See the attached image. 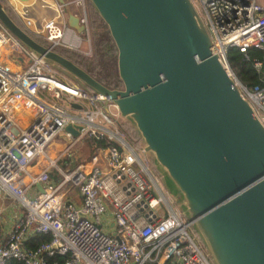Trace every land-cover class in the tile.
<instances>
[{"label":"built area","instance_id":"obj_1","mask_svg":"<svg viewBox=\"0 0 264 264\" xmlns=\"http://www.w3.org/2000/svg\"><path fill=\"white\" fill-rule=\"evenodd\" d=\"M40 2L54 12L40 22L29 16L27 2L11 0L10 7L46 46L78 49L80 35L87 32L84 8L80 5L77 16L84 26L79 33L68 25L65 13L67 6L79 2ZM191 2L212 50L224 62L229 47L244 54L249 49L260 52V59L252 61L260 83H240L238 88L264 125V0ZM18 58L22 67L16 65ZM49 92L58 101H66L67 95L66 104L48 99ZM119 117L108 97L59 73L0 21V264H214L191 223L140 156L146 153L143 146L120 131ZM67 125L77 135L67 132ZM85 136L104 139L106 145L93 152V162L63 171L57 159L70 155ZM7 212L12 221L4 227ZM36 235L49 240L31 247Z\"/></svg>","mask_w":264,"mask_h":264},{"label":"water","instance_id":"obj_2","mask_svg":"<svg viewBox=\"0 0 264 264\" xmlns=\"http://www.w3.org/2000/svg\"><path fill=\"white\" fill-rule=\"evenodd\" d=\"M89 1L117 49L122 88L38 42L1 1L0 21L59 72L108 97L135 127L214 264H264V125L212 50L191 0ZM68 24L84 31L76 15ZM65 130L77 135L71 125Z\"/></svg>","mask_w":264,"mask_h":264},{"label":"trees","instance_id":"obj_3","mask_svg":"<svg viewBox=\"0 0 264 264\" xmlns=\"http://www.w3.org/2000/svg\"><path fill=\"white\" fill-rule=\"evenodd\" d=\"M87 1H88L87 12L88 13L90 12L91 14L95 13V19L97 21V24L95 25V27H99L103 32L108 33L105 36V38L109 35L108 39H105V42L103 45L104 51H105L104 55L107 58H110L111 54H113V56L115 55V57H116L117 56V49L115 47L113 39L111 38V35L109 33V30H108L106 24L99 17L97 12L95 11L93 6L91 5L90 1L89 0H87ZM13 20L18 25H21V27L23 29H25L38 42H40L43 45H46V42L44 40L33 35L29 30H27L22 25V23L17 18H15V19L13 18ZM109 39H110V41H109ZM113 48L115 49L114 50L115 54L113 53ZM54 50L56 52H58L59 54L63 55L64 57H66L67 59L74 62L76 65L81 67L83 70H85L87 73H89L92 77H94L96 80L101 82L106 87H108V88H122V86L118 87L120 80L118 77L117 69L113 73L110 72L106 76H101L102 73H99V72L94 74L93 73L94 67H92L91 63L87 62L84 57H83L84 62L79 61V58H78L79 56L74 51L66 49V48H62L61 46L56 47ZM225 56H226V60L229 64V66L232 68L235 75L237 76V78L239 79V81L243 85L250 87V86H254V85L260 83L259 74L256 72V70L254 69L253 64H252V61L254 58L260 59V52L257 49H249L247 51V53L244 54L237 47H229ZM246 57H248V59H246ZM131 130H132L131 133L135 137V139L133 138L134 141L137 139V140H140L142 142L140 136L138 135V133H137V131L133 125H132ZM105 145H106V142L104 139H96V138L91 137V136H85L81 140L80 148H79L80 154L83 153L84 157H80V154L77 155L76 158H74V159H72V158L70 159L69 157H67L65 159V161L63 163H61V165L63 168H66L67 171L72 170L77 165L78 159L83 158V160H88L90 158V156H92L93 152L98 147H102ZM48 240H49V236H47V235H36L34 238L31 239L29 245L31 247H36L37 244H39L41 242H46ZM7 264H22V263L17 261V260H12Z\"/></svg>","mask_w":264,"mask_h":264},{"label":"rangeland","instance_id":"obj_4","mask_svg":"<svg viewBox=\"0 0 264 264\" xmlns=\"http://www.w3.org/2000/svg\"><path fill=\"white\" fill-rule=\"evenodd\" d=\"M0 1L6 7L8 13L11 15V17H13L14 19L15 18L19 19L16 16L17 14L10 7L11 0H0ZM68 7L71 10H75V9L78 8V7L76 8L75 5H73V4L67 6V8ZM67 8H66V10H67ZM65 13H67V11H65ZM85 14L87 16V20H86L87 32H83L80 35L82 37V39H83V41L81 43V46L78 49H76V50H73V49H70V48H66V49L74 51L79 56L78 57L79 61L84 62V59H83V57H84L87 62L91 63V66L94 67V70H93L94 74L99 72V73H102L101 76H106L110 72L113 73L114 71H116V69H117V56L115 57V55L113 56V54H111L110 58H107L104 55L105 51H104V46L103 45H104L105 39H108L109 35L105 38V36L108 33L103 32L99 27H95V25L97 24V21L95 19V13L91 14L90 12L89 13L85 12ZM109 41H110V39H109ZM62 48H65V47H62ZM114 50L115 49L113 48V53L115 54ZM5 62H8V60L6 59ZM228 67H229L231 73L233 75H235L234 71L229 66V64H228ZM235 77L237 78L236 75H235ZM57 78H59L61 81L65 82V80L63 79L62 75L57 76ZM118 85H119L118 87H121L122 86L121 82H119ZM63 96H64V99L67 101V99H68L67 97L68 96L67 95H63ZM46 97L48 99L52 100V101L57 102V103L66 104V101H64V100L58 101L57 99H55L54 96H53V92L46 93ZM111 109L113 111H115V109L113 107H111ZM118 127H119L120 131L122 132V134L129 141L134 142L135 137L131 133L132 125L126 118L119 117V126ZM80 143H78L75 146H73L72 151L69 153L70 155H68V152H66V155H63V156H61V157H59L57 159L56 164H57L58 167L62 168L63 171L66 170V168H63L61 163H63L67 157H69L70 159L71 158L74 159V158H76L77 155L80 154V151H79ZM53 153L55 154V152H53ZM51 156L53 158L56 157L54 155H51ZM140 156L141 157H145L148 165L150 163V165H151L150 169L154 172V174L158 178V181H159V184H160L162 190L164 192H166L168 196L173 198V200L175 201L176 208L180 212H182L181 204H180V202H178L177 197H175V196H173L171 194V192L166 187L163 179L161 178L159 173L156 171L155 167L154 168L152 167V165H154V164H153V159H152L151 155L148 152H146V153L140 152ZM80 157H84V154L81 153ZM91 162H93L92 161V156H90V158L88 160H83V158L78 159V163H86V164H88V163H91ZM153 169H155V170H153ZM51 171H52L51 174H52L53 179H56V177L58 176L56 170L54 168H52ZM70 191L72 192V191H74V189L70 188ZM8 202H10V200L6 199V203H8ZM12 208L15 209V212H20V209L16 208V205L13 204ZM183 217H184V219H186V217L184 215H183Z\"/></svg>","mask_w":264,"mask_h":264},{"label":"crops","instance_id":"obj_5","mask_svg":"<svg viewBox=\"0 0 264 264\" xmlns=\"http://www.w3.org/2000/svg\"><path fill=\"white\" fill-rule=\"evenodd\" d=\"M62 1H64V2H67V1L79 2L78 3L79 5L78 4H73V5H75L76 8L78 7L77 9L71 10V9H69V7L67 8V10L65 9V11H67V13H66L67 23H68L69 13H74V14H76V16L80 15L81 6L84 8L85 12L87 13V10H88V1L87 0H79V1L78 0H62ZM27 7H28L29 16L32 17L35 21H38V22H40V20H42L44 18H49V17H52L54 15V12L51 9L41 6L40 0H29L27 2ZM27 30H29L30 32L32 31V29H30V28L27 29ZM135 141H137V143L139 145L143 146V148H144L143 142H141L140 140H137V139ZM49 155L50 156L54 155L53 151H50ZM95 158L96 157H94V160H95ZM149 165H150V163H149ZM152 167L154 168V165H152ZM5 218L7 220H5V222H4V227H8L11 224V221H12V213L11 212L10 213L7 212Z\"/></svg>","mask_w":264,"mask_h":264},{"label":"bare ground","instance_id":"obj_6","mask_svg":"<svg viewBox=\"0 0 264 264\" xmlns=\"http://www.w3.org/2000/svg\"><path fill=\"white\" fill-rule=\"evenodd\" d=\"M4 60H6V58H4ZM50 156V155H49ZM51 157V156H50ZM52 158V157H51Z\"/></svg>","mask_w":264,"mask_h":264}]
</instances>
